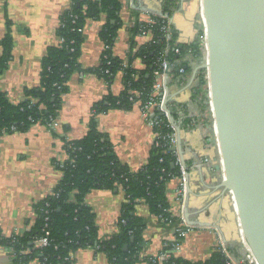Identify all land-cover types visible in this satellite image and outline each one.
Instances as JSON below:
<instances>
[{
	"label": "crops",
	"instance_id": "1",
	"mask_svg": "<svg viewBox=\"0 0 264 264\" xmlns=\"http://www.w3.org/2000/svg\"><path fill=\"white\" fill-rule=\"evenodd\" d=\"M164 1L123 0L122 26L112 47L114 57L129 60V65L144 67L140 59L130 62L133 51L130 44L133 38L138 44L147 43L148 38L136 36L128 27L132 21L161 15ZM71 7V0H0V54L5 38L12 40L11 55L1 75L0 88L11 101L24 100L25 88L40 83L43 58L49 47L61 44L58 29L63 15ZM106 21L107 15L102 14L98 19H89L82 27L84 40L79 62L83 70L75 72L70 79L58 117L59 127L52 130L38 122L26 131L0 135V231L3 236L22 234L36 225L35 205L54 192L63 176L58 164L69 158L65 138H83L89 129L94 105L109 93L118 95L125 88L122 69L114 74L111 83L88 71L100 64L106 50L101 38ZM171 21L179 32L181 43L199 42V0L179 1ZM200 63H192L193 69L188 74L176 75L172 71L167 81L169 104L186 107L187 115L178 119L181 126L179 146L185 160L190 164L209 157L214 163L213 169L205 164L191 170L186 216L191 224L203 228L185 239L181 256L188 260L208 258L219 244V234L230 250L237 257H242L244 248L238 241L239 223L234 200L231 197L232 208L227 196L230 192H224L220 186L223 178L217 169V148L208 122V109L203 112L199 99L194 97L201 71L195 72V69ZM187 117H192L194 123L183 127V120ZM97 119L99 129L111 139L118 157L132 170L148 162L155 130L140 105L135 104L131 109L111 108L98 114ZM124 199L125 192L120 188L95 189L87 195L86 202L96 214L101 238L119 232ZM137 211L147 220L145 244L138 264H148L144 258L163 249V238L169 230L163 229L144 202L138 205ZM12 263L10 251L0 245V264ZM28 264L40 262L34 260ZM70 264L110 262L104 252L89 247L75 252Z\"/></svg>",
	"mask_w": 264,
	"mask_h": 264
},
{
	"label": "trees",
	"instance_id": "2",
	"mask_svg": "<svg viewBox=\"0 0 264 264\" xmlns=\"http://www.w3.org/2000/svg\"><path fill=\"white\" fill-rule=\"evenodd\" d=\"M71 2L72 7L63 15L58 29L59 36L64 41L48 48L43 58L40 83L25 88L27 99L15 104L0 88V135L5 132H23L35 123L46 124L58 119L63 107V96L69 89L72 75L83 70L79 57L84 38L79 29L89 19H98L102 14L107 15L101 38L109 46L104 51L108 58H102L98 66L88 71L111 83L114 74L122 69L125 73V88L118 95L109 93L94 105V116L83 138L65 141L69 158L58 164L63 176L53 194L35 205L36 225L29 231L10 237L3 236L0 231V245L10 251L12 264H28L34 260L40 264H70L72 252L89 247L104 252L110 264H138L141 262L147 226L145 217L138 214V205L144 202L150 213L171 219L167 190L173 176L180 175V169L175 164L176 157L170 147L153 146L148 162L133 171L118 157L108 135L99 129L97 115L111 108L131 109L136 104V100H132L129 94L131 89L139 90L141 99L146 102L156 79L154 70L157 68V61L164 53L174 64L172 71L176 75H180V67L185 69V74L191 73L192 63L200 62L202 58L200 43H178L179 32L174 25L171 26V35L167 39L159 30L160 20L154 27L152 40L144 44H138L135 38L131 40L132 48L136 46L137 50L134 54L132 51L130 62L140 59L144 67L131 68L129 60L128 67H124V60L114 57L112 53L118 30L122 26L123 0ZM178 2L165 0L164 13L171 17ZM71 15L77 16L75 22ZM131 31L136 35L138 27ZM200 33L201 31L199 35ZM2 47L0 78L11 55L10 37L5 38ZM177 49L179 52H176ZM204 72L205 70H201L199 73L194 97L199 99L202 111L206 112L207 80ZM134 73L138 78L133 77ZM32 98L36 100L35 104H31ZM171 109L177 120L182 115H187L184 105H176ZM193 123L194 119L187 117L183 120V127H189ZM154 130L163 134L169 131L165 125L156 126ZM120 187L125 191V199L119 216V232L103 239L99 235L96 214L87 204L86 197L95 189L116 190ZM46 235L49 245L37 246L35 241ZM144 259L148 260L147 257ZM226 261L225 254L218 247L206 259L188 260L183 256H174L171 259L174 264H227Z\"/></svg>",
	"mask_w": 264,
	"mask_h": 264
},
{
	"label": "water",
	"instance_id": "3",
	"mask_svg": "<svg viewBox=\"0 0 264 264\" xmlns=\"http://www.w3.org/2000/svg\"><path fill=\"white\" fill-rule=\"evenodd\" d=\"M200 7L209 53L195 72L209 71L226 176L220 186L233 195L242 235L264 264V0Z\"/></svg>",
	"mask_w": 264,
	"mask_h": 264
},
{
	"label": "built area",
	"instance_id": "4",
	"mask_svg": "<svg viewBox=\"0 0 264 264\" xmlns=\"http://www.w3.org/2000/svg\"><path fill=\"white\" fill-rule=\"evenodd\" d=\"M71 17L73 18V22H75L77 16L71 15ZM160 20H161V25L159 27V30L165 36H167V39H169L171 35L172 21H171V17L165 13L161 15H150L144 20L132 21L128 28L129 30H132V28L138 27V33L136 34V36L146 37L148 38L149 41L152 40L154 34V27L160 22ZM201 23L202 25L200 29L201 33L199 35V43H200V50L202 57L200 62L202 63L203 61H208L209 52H208V43H207V32L203 17L201 19ZM79 31L82 32V28H80ZM63 41L64 38H61V42ZM178 43L181 42L178 40ZM130 46L132 47V44H130ZM105 48L108 49L109 46L106 45ZM132 50L134 54L137 50V47L136 46L133 47ZM176 52H179V49H177ZM103 58L107 59L108 55L103 54ZM157 64H158L157 68L154 70V75L156 79L154 82L153 89L150 92L147 101L144 102L141 99V93L137 89H131L129 91V94L131 96V99L136 100V104L140 105L144 116L146 117V119L149 121V123L153 128H155L156 126L165 125L169 129L168 133L166 134H163L160 131H155V139L153 146L170 147L174 152V156L176 157L175 164L178 165L180 169V175L173 176L172 180L168 185V190H167L168 200L170 202V207L168 208V211L171 213V219L164 218L162 215L157 216L154 214L157 220L162 224L163 229L165 230V228L166 229L168 228L169 234H166L163 238V246H162L163 249L155 254H151L148 256V264H174V262H171V259L174 256H181L183 243L185 239L203 228V226L201 225L191 224L186 216V206L191 190V186H190L191 170H196L205 164H207L208 166L211 167V169H213L214 163L209 157L200 160H195L190 164H188L187 161L185 160L179 146L181 126L178 120L175 119L174 116L172 115V109H171L172 106L168 102L169 100H168L167 81L172 71L170 70V68L174 67V64L171 63L166 58L165 53L162 54V56L158 59ZM124 67H128L127 60L124 61ZM129 67L139 68L136 67L133 63ZM179 72H180L179 74H185V69L183 67H180ZM204 73H205L204 74L205 79L207 80L206 89H207V109L209 114L208 122L210 124L211 134L213 139L215 140V144L217 148V163L218 165H220L221 176L223 179H225L226 176L223 167L221 145L218 138V132L216 129V118L212 103V93H211L210 76L208 69H205ZM133 77L138 78V75L134 73ZM26 99L27 97L25 96L24 100ZM35 102L36 100L32 98L31 104H35ZM158 114H160L161 116H159ZM92 116H94V109L92 110ZM45 125L48 126L50 129L54 130L55 128L59 127V121L58 119H55L46 123ZM4 134H9V133L5 132ZM137 170H133V171H137ZM171 183H173V185H171ZM120 189L124 191L122 187H120ZM231 196L233 198L232 194ZM239 231L243 241L247 244V242L244 239V236L242 235L240 225H239ZM48 234L49 232H47V235ZM47 235L38 238L35 241V244L39 247L48 246L49 239ZM108 238H103V239H108ZM218 240H219V244L216 246V248L218 247L222 249L223 253L227 258L226 261L227 264H258L249 246H247V248H244L245 252L242 257H237L225 244L223 238L219 234H218ZM74 258H75V252H72L70 254V259L72 260V262Z\"/></svg>",
	"mask_w": 264,
	"mask_h": 264
},
{
	"label": "rangeland",
	"instance_id": "5",
	"mask_svg": "<svg viewBox=\"0 0 264 264\" xmlns=\"http://www.w3.org/2000/svg\"><path fill=\"white\" fill-rule=\"evenodd\" d=\"M200 1H201V0H199V12H201V11H200V10H201V7H200ZM200 18L202 19V17H201V13H200ZM227 196H228V198H229V200H230V202H231L232 208H233V203H232V200H231V199H232V198H231V197H232V196H231V193H230V194L228 193ZM233 210H234V209H233ZM238 236H239V237H238V241L240 242L241 248H247L248 245L243 241L242 236H241V234H240V231H238ZM244 252H245V251H244Z\"/></svg>",
	"mask_w": 264,
	"mask_h": 264
},
{
	"label": "bare ground",
	"instance_id": "6",
	"mask_svg": "<svg viewBox=\"0 0 264 264\" xmlns=\"http://www.w3.org/2000/svg\"><path fill=\"white\" fill-rule=\"evenodd\" d=\"M236 207V206H235Z\"/></svg>",
	"mask_w": 264,
	"mask_h": 264
}]
</instances>
